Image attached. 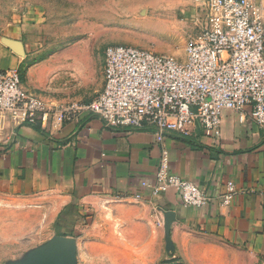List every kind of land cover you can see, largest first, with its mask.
<instances>
[{
	"label": "crops",
	"instance_id": "1",
	"mask_svg": "<svg viewBox=\"0 0 264 264\" xmlns=\"http://www.w3.org/2000/svg\"><path fill=\"white\" fill-rule=\"evenodd\" d=\"M35 28L25 21L0 37V71L22 72ZM22 83L50 108L65 107L36 92L35 81ZM252 111L226 110L219 140L172 132L162 142L153 125L110 128L97 117L73 116L43 130L0 113V207L34 206L56 222L51 242L73 243L68 257L46 245L19 264H155L170 239L180 238L186 250L191 237L207 240L192 245L195 264H264V126ZM163 147L173 170L212 198L233 181L231 205L183 206L176 190L154 194L143 186L154 181Z\"/></svg>",
	"mask_w": 264,
	"mask_h": 264
},
{
	"label": "built area",
	"instance_id": "2",
	"mask_svg": "<svg viewBox=\"0 0 264 264\" xmlns=\"http://www.w3.org/2000/svg\"><path fill=\"white\" fill-rule=\"evenodd\" d=\"M193 13L199 32L186 47V58L159 54L130 45L106 48L105 85L90 102L52 109L28 91L20 70L0 71V113L18 124L46 130L73 116H92L110 128H156L162 142L167 133L219 140L226 110L253 108L252 117L264 126V5L254 0H197ZM55 123V124H54ZM154 194L174 189L183 206L213 203L229 206L238 194L228 181L219 198L176 173L171 154L163 147L152 183ZM137 198L139 195L136 196ZM117 200H120L118 197Z\"/></svg>",
	"mask_w": 264,
	"mask_h": 264
},
{
	"label": "rangeland",
	"instance_id": "3",
	"mask_svg": "<svg viewBox=\"0 0 264 264\" xmlns=\"http://www.w3.org/2000/svg\"><path fill=\"white\" fill-rule=\"evenodd\" d=\"M197 5V0H0V37L12 25L32 22L37 32L23 80L35 81L36 92L62 106L87 103L103 88L111 45L184 60L199 32ZM51 226L56 222L34 206L0 207V264H19L28 253L50 247ZM206 241L186 239L185 250L180 238H172L155 264H195L192 245Z\"/></svg>",
	"mask_w": 264,
	"mask_h": 264
},
{
	"label": "water",
	"instance_id": "4",
	"mask_svg": "<svg viewBox=\"0 0 264 264\" xmlns=\"http://www.w3.org/2000/svg\"><path fill=\"white\" fill-rule=\"evenodd\" d=\"M51 246L60 250L63 257H68L73 251V243L68 238L58 237L51 242Z\"/></svg>",
	"mask_w": 264,
	"mask_h": 264
},
{
	"label": "trees",
	"instance_id": "5",
	"mask_svg": "<svg viewBox=\"0 0 264 264\" xmlns=\"http://www.w3.org/2000/svg\"><path fill=\"white\" fill-rule=\"evenodd\" d=\"M185 138H189V137H185Z\"/></svg>",
	"mask_w": 264,
	"mask_h": 264
}]
</instances>
